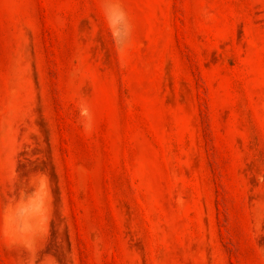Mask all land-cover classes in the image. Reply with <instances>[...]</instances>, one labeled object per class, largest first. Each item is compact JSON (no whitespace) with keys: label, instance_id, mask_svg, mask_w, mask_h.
Returning a JSON list of instances; mask_svg holds the SVG:
<instances>
[{"label":"rangeland","instance_id":"rangeland-1","mask_svg":"<svg viewBox=\"0 0 264 264\" xmlns=\"http://www.w3.org/2000/svg\"><path fill=\"white\" fill-rule=\"evenodd\" d=\"M0 264H264V0H0Z\"/></svg>","mask_w":264,"mask_h":264}]
</instances>
